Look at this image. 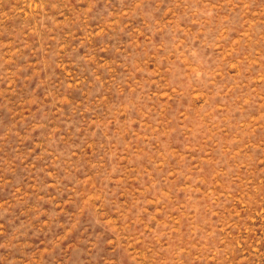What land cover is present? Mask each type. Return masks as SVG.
<instances>
[{
  "label": "rangeland",
  "instance_id": "1",
  "mask_svg": "<svg viewBox=\"0 0 264 264\" xmlns=\"http://www.w3.org/2000/svg\"><path fill=\"white\" fill-rule=\"evenodd\" d=\"M0 264H264V0H0Z\"/></svg>",
  "mask_w": 264,
  "mask_h": 264
}]
</instances>
